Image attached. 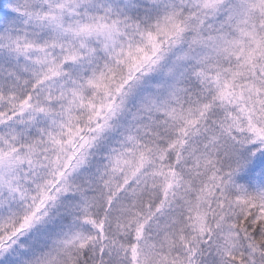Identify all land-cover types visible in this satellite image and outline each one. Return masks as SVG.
<instances>
[{"label": "snow or ice", "instance_id": "snow-or-ice-1", "mask_svg": "<svg viewBox=\"0 0 264 264\" xmlns=\"http://www.w3.org/2000/svg\"><path fill=\"white\" fill-rule=\"evenodd\" d=\"M0 264H264V0H0Z\"/></svg>", "mask_w": 264, "mask_h": 264}]
</instances>
